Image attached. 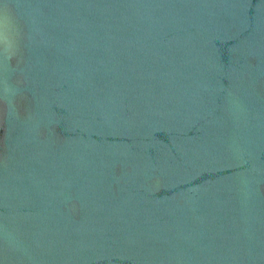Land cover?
Here are the masks:
<instances>
[{"label": "water", "instance_id": "obj_1", "mask_svg": "<svg viewBox=\"0 0 264 264\" xmlns=\"http://www.w3.org/2000/svg\"><path fill=\"white\" fill-rule=\"evenodd\" d=\"M0 264H264V0H0Z\"/></svg>", "mask_w": 264, "mask_h": 264}]
</instances>
